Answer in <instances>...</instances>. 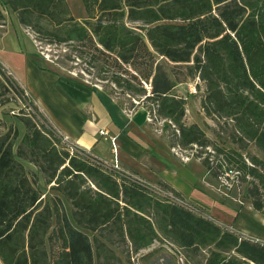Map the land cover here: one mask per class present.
Wrapping results in <instances>:
<instances>
[{"label": "trees", "instance_id": "1", "mask_svg": "<svg viewBox=\"0 0 264 264\" xmlns=\"http://www.w3.org/2000/svg\"><path fill=\"white\" fill-rule=\"evenodd\" d=\"M81 3L86 18L79 21L66 0H0V22L2 10H10L39 41L70 47L109 83L119 105L122 96L129 108L143 107L172 127L170 146L212 145L228 171L250 177L247 195L261 211L264 159L246 152L247 162L241 151L253 142L264 152V0ZM156 55L185 63L203 82L201 110L208 118L231 122L238 148L213 145L197 123L185 122L186 99L174 93L176 81ZM13 99L27 102L24 89L0 64V123L1 109ZM28 104L43 123L22 112L24 147L14 150L17 133L11 127L0 133V264H122L107 243L114 236L135 255L159 239L186 258L202 253L203 261L195 264H264V243L195 213L164 181L153 184L178 202L116 175L97 158L70 153L61 135L44 125L33 101ZM18 157L37 165L52 183L48 198ZM209 158L207 153L200 162L216 176Z\"/></svg>", "mask_w": 264, "mask_h": 264}, {"label": "rangeland", "instance_id": "2", "mask_svg": "<svg viewBox=\"0 0 264 264\" xmlns=\"http://www.w3.org/2000/svg\"><path fill=\"white\" fill-rule=\"evenodd\" d=\"M66 2L72 16L76 20L81 21L86 18L81 0H66ZM2 12L4 19L0 22V60L10 71L9 73L1 65L6 75L15 76L22 80V71L24 69V55L22 54H36L35 59L39 64L56 70L65 78L75 80L86 86H92L99 92L106 94L114 99L116 104L128 116H131L139 109H143L146 114L148 127L155 134L156 138L162 139L165 142L174 157L180 160L176 153H193V156L189 160L194 162L195 159L200 161L207 153L210 154V163L214 166L217 175L212 176L207 172L204 178L203 184L209 191L207 198L201 204H194L185 200L187 206H190L195 213L209 218L228 230L264 243V206H262L261 211H258L251 204V200L247 195V188L250 186L251 181L250 177L242 179L237 172L228 171L229 164L226 159L224 156L213 154L212 145L208 147L193 145L185 148L170 146L169 142L173 139L172 127L167 126L163 120L154 119L143 107H138L134 110L129 108V101L122 96L119 100L123 101L124 104L119 105L115 95L110 94L108 91L109 83L105 80H100L97 77L96 69L91 67L87 61L76 58L70 47L39 41L29 28L18 23L15 13L7 9H3ZM129 25L132 24L129 23ZM31 56L29 58L34 62L35 60ZM156 59L175 79L174 93L186 99L185 122L197 123L204 130L213 145L224 148H238L237 143L233 142L230 136L233 131L231 122L224 119L208 118L201 110L200 99L204 94L203 82L197 76L189 74L185 63H174L158 55H156ZM26 97L27 102L13 99L1 109L2 123H0V133H4L8 127H11L17 133L14 140V150L18 146L24 147L23 137L26 133V128L20 120L22 112L33 116L38 124L43 123V120L36 116L32 106L28 104V100H32L27 94ZM45 122L44 125L50 126L46 120ZM65 143L70 153H77L86 158H95L68 141H65ZM59 145L62 144L60 143ZM24 149L27 150L26 147ZM241 152L247 162L249 160L246 152L264 159V152L260 151L253 142H248L246 151ZM197 154L200 156H197ZM17 159L23 164L28 176L42 193V197L44 199L48 198L53 193V190L50 188L52 183L48 184L45 181L42 172L33 162H30L27 158L18 157ZM217 166L218 168H216ZM259 192V198L264 202V189H260ZM64 202L66 208L69 210L68 201ZM89 234L92 236L93 234H98V232H89ZM107 243L121 258L122 264H179V262L176 263L177 258L172 253H177L176 249L178 248L169 246L166 242L159 239L145 251H140L136 255L129 253L127 245L115 236L107 241ZM179 251L181 252L182 250ZM181 254L185 261L184 264H195L196 261L201 262L204 257L202 253L195 258H186L184 251Z\"/></svg>", "mask_w": 264, "mask_h": 264}, {"label": "crops", "instance_id": "3", "mask_svg": "<svg viewBox=\"0 0 264 264\" xmlns=\"http://www.w3.org/2000/svg\"><path fill=\"white\" fill-rule=\"evenodd\" d=\"M22 55V80L12 77L66 141L105 163L115 161L124 171L146 181H164L186 201L201 204L207 198L204 166L196 159L181 162L174 157L148 127L143 109L128 116L114 99L94 87L39 64L36 54ZM0 64L10 73L1 60Z\"/></svg>", "mask_w": 264, "mask_h": 264}, {"label": "built area", "instance_id": "4", "mask_svg": "<svg viewBox=\"0 0 264 264\" xmlns=\"http://www.w3.org/2000/svg\"><path fill=\"white\" fill-rule=\"evenodd\" d=\"M25 94H26V92H25ZM102 134H104L105 133V131H100ZM61 138L63 139V141H66V139L65 138H63L62 136H61ZM177 152V151H176ZM88 153V152H87ZM178 156H179V158H180V160L181 161H183V162H186V161H188L192 156H193V153H188V154H186L185 152H184V154L182 153V152H180V153H176ZM87 158H89V157H87ZM89 159H92L93 160V158H89ZM110 170H112L116 175H118V176H125V177H127V178H129V179H131V180H134V181H137V182H141V183H143V184H145V185H147L151 190H153L154 192H156V193H158V194H161V195H163V196H168V197H170L172 200H175V201H179L178 199H176V198H174L169 192H166V191H163L162 189H160L158 186H156L155 184H153L152 182H149V181H146V180H144V179H142V178H140V177H138V176H135V175H133V174H131V173H129V172H127V171H124L122 168H120V166H118V164L114 161L113 163H111V164H108V163H105V162H103ZM187 206V205H186ZM188 207V206H187ZM193 210V209H192ZM167 245H169V246H172L171 244H169V243H166ZM146 249H144V250H142V251H145ZM176 252L177 253H174V252H172L173 253V255H175V257L177 258L176 260V263L177 262H179V264H184V259H183V256H182V254H181V252L178 250V249H176ZM178 264V263H177Z\"/></svg>", "mask_w": 264, "mask_h": 264}]
</instances>
